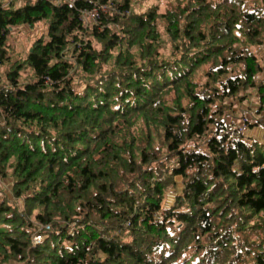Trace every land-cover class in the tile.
<instances>
[{"label": "trees", "instance_id": "trees-1", "mask_svg": "<svg viewBox=\"0 0 264 264\" xmlns=\"http://www.w3.org/2000/svg\"><path fill=\"white\" fill-rule=\"evenodd\" d=\"M262 48L264 0H0V264H264Z\"/></svg>", "mask_w": 264, "mask_h": 264}, {"label": "rangeland", "instance_id": "rangeland-1", "mask_svg": "<svg viewBox=\"0 0 264 264\" xmlns=\"http://www.w3.org/2000/svg\"><path fill=\"white\" fill-rule=\"evenodd\" d=\"M8 2L10 0H7ZM57 1V0H56ZM87 21H92L89 20ZM48 30V26L45 21H41L37 23L33 28H29L27 26H18L11 29L10 33L7 36L6 44L10 46L12 61L21 62L27 57V54L31 50L35 41L41 37H46ZM47 40V38L45 39ZM261 55L264 58V48L260 49L258 55ZM10 63H5L0 66V72L4 73L9 67ZM23 76L25 77L30 73V69L25 68L21 70ZM264 80V74L261 76ZM243 96V95H242ZM228 102H233V110L231 116L226 119V122L230 124L233 128L237 126H245V118L252 122L260 120L261 116L255 112V109L259 107L258 98L256 95L249 96L243 102H237L235 100H228ZM262 119V118H261ZM244 136L253 137L256 140H262L263 138V130L260 127H254L252 129L246 128L243 132ZM0 188L7 192L4 184L0 182ZM173 196L170 197V202L173 201ZM20 206L22 204L20 203Z\"/></svg>", "mask_w": 264, "mask_h": 264}, {"label": "built area", "instance_id": "built-area-1", "mask_svg": "<svg viewBox=\"0 0 264 264\" xmlns=\"http://www.w3.org/2000/svg\"><path fill=\"white\" fill-rule=\"evenodd\" d=\"M75 1H76V0H66V2L68 3V5H69L70 8H72V7L74 6ZM102 9L105 10L106 8L104 7V8H102ZM94 13H95V12H88V13L85 12V13H84V19H85V20H88L89 17L92 18L93 15H94ZM245 129H246L245 126H237L236 128L233 129V131H234V132H237V134H243V132H244ZM235 134H236V133H235ZM35 240H36L37 242H39V241L42 240V237H41V236H37V237L35 238Z\"/></svg>", "mask_w": 264, "mask_h": 264}]
</instances>
